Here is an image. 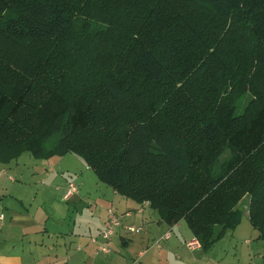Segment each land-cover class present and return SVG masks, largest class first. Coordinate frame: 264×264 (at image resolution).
Wrapping results in <instances>:
<instances>
[{"label": "trees", "instance_id": "1", "mask_svg": "<svg viewBox=\"0 0 264 264\" xmlns=\"http://www.w3.org/2000/svg\"><path fill=\"white\" fill-rule=\"evenodd\" d=\"M188 1L216 21L181 0H0V162L72 153L205 250L244 208L264 240V0ZM79 16L107 40L76 31Z\"/></svg>", "mask_w": 264, "mask_h": 264}, {"label": "crops", "instance_id": "2", "mask_svg": "<svg viewBox=\"0 0 264 264\" xmlns=\"http://www.w3.org/2000/svg\"><path fill=\"white\" fill-rule=\"evenodd\" d=\"M25 153H22L16 160L9 163L0 162V164L8 166L10 172H17L19 168L17 160L24 156L31 165L29 167L31 168L30 171L39 174L41 177V184L49 183L48 185L45 184L47 187L42 186L36 196L39 194L48 195L54 189L58 191L64 189L65 191L67 182L72 179L57 175L55 167L59 165L60 158H63L66 154L52 156L47 159H31V157H34L29 153ZM3 166L0 167V170H3L0 171V174L6 173L7 169ZM86 169L91 168L86 165ZM9 179L15 184L18 178L13 175L9 176ZM79 180L86 184L84 176H81ZM111 189V194L120 208L118 206L114 207L103 197L97 196L93 202L87 203L90 207L86 211L80 191H77L74 194L75 196L73 195L74 197L72 196L75 198L72 210L56 197L48 203L41 201L42 204L34 207H31L30 203L29 206L26 203L24 204L22 195L20 196L21 200L17 197V200L4 201V208L0 212V264H97L98 253H95L97 244L92 238H97L99 230L105 225L107 219L106 209L110 206L114 207L113 209L121 215V225L109 240V246H111L110 242L116 240L119 236L120 240L116 241V244L123 245L127 250L130 249L134 239L126 236L128 232L123 225L142 227L144 220L148 219L145 214L146 211L150 213L149 215L154 216L159 225L158 228H161L158 234L152 233L151 236L154 238L160 237L164 232L172 231L171 237L164 240V246H157L154 245V242L152 243L151 246H155L158 253L156 256L155 253L150 254L153 256L145 258L144 264H231L230 262H221V251L216 253V248H221V238L208 250L203 249L200 242L197 247L189 249L186 242L196 237L188 225L184 227L183 220L174 225H169L161 219L149 202L139 203L117 193L113 188ZM89 194L91 193L89 192ZM88 196L86 195V197ZM43 205H46V207ZM92 206L98 211V215L91 209ZM83 215L87 217L85 218ZM244 216L248 217V211L245 212ZM67 218L70 219V223L65 224ZM141 231L133 233L140 234ZM148 233L149 230H146L145 234ZM98 241H100V238ZM250 242L249 239L246 240L247 244ZM148 248L149 246L145 245L139 252V257H144ZM102 254L109 258L108 264L115 263L113 257L108 256L109 253ZM256 254L258 258H264V254H259L255 248L249 249L248 256L252 261L256 260L254 259Z\"/></svg>", "mask_w": 264, "mask_h": 264}, {"label": "rangeland", "instance_id": "3", "mask_svg": "<svg viewBox=\"0 0 264 264\" xmlns=\"http://www.w3.org/2000/svg\"><path fill=\"white\" fill-rule=\"evenodd\" d=\"M126 1L127 0H122V2H126ZM146 3L147 0H142L141 2L142 5ZM174 3L180 9L182 7L184 12H186L190 16H193L194 18L206 19L208 21H213V22L216 21V19L212 17L211 13H208L204 8L194 3H190L188 0H181L180 2L181 7L176 2ZM75 29L76 31L81 32L82 34L91 35L96 42L101 44L105 42L106 35L110 32L109 30L110 28L107 23L95 18H89L88 16H79L78 18H76ZM236 47L237 46H234L230 52V55L232 56L233 59H235L234 50ZM236 60H238L242 68L244 66L247 67L246 72L254 71L255 73L256 71L255 66L252 65L250 61V56L241 57V52L237 50ZM245 80L248 79L245 78ZM209 83L210 84L214 83V81L210 79ZM252 97L254 96L252 95L250 90L248 88L244 89L243 93L238 97V100H240V106H239L240 110H243V107L248 103V101ZM240 110H238V112H240ZM217 151H221V153L218 155V164L222 163L231 155L230 148H228L224 143H221L219 145ZM31 159H35V158L31 157ZM60 159L61 160L59 165L58 166L56 165L57 167H55L57 170V175H59L60 177L61 176L67 178L69 177L79 187H81L79 188L78 192L80 191L82 195V202L85 207L84 209L86 211H88L90 207L87 205V203L93 202L94 198L97 196L103 197L109 203L113 204L114 207L118 206L117 201L115 200V198H113L111 194L112 189L109 186H107L105 183L101 182L91 169H86V164L81 157L69 153ZM17 161L19 163V168L17 172L14 171L10 172L8 166L6 165L3 166L0 164V167L3 166L7 169L6 173L0 174V212H2L4 208L3 207L4 201L5 202L10 201L9 199L17 200V197L21 200L20 197L21 195L24 198L23 200L24 204L26 203V205L29 206L30 203L31 207L42 204L41 201H46L48 203L49 201L53 200L56 197L59 201H62L64 205H67L71 210L74 208L73 202L75 198L73 197L75 195L70 200H66L63 197L64 189L63 191H58L54 189L53 191L51 190L48 195L39 194L38 196H36V193L40 191L41 187L42 186L47 187L46 185H48L49 183H44V185L41 184L42 182L40 181L41 177L39 176V174L30 171L31 168L29 167L31 165L26 160V158H24V156ZM13 175L18 178L15 184L9 179V176H13ZM81 176H84V181L86 184L82 183L81 180H79ZM81 183L83 184V186L81 185ZM89 192L91 194H89ZM86 195L89 196L86 197ZM249 201H250L249 195L245 194L243 198H241L240 205L245 206L249 203ZM75 205L77 206L76 203ZM43 206L46 207V205ZM91 209H93L94 213L98 215V211L94 208V206H92ZM245 212H247L246 208H244V210L242 211V216L237 226L228 230L221 237V248H216L217 249L216 253L221 251L222 263L230 262L231 264H264V258H258L257 254L255 255L256 258H254L256 259L255 261L254 260L252 261L248 256V251L250 248H255L256 252L258 251L259 254L260 253L264 254V240L259 236L258 230L253 227L248 217L244 216ZM145 214L147 215L148 219L144 220L142 226L143 230L141 231V233L135 234L131 232L126 235L128 238L130 237L131 239H134V241L131 243L130 249L127 250L126 247H124L123 245L116 244V241L120 240L119 236L117 237L116 240H112L110 242L111 246L109 247L112 251L108 254V256L113 257V259L115 260L114 261L115 263L113 264H144L143 262L145 261V258L153 256L150 254L155 253V256L157 255L158 249L155 248V246H151V245L161 236L160 237L157 236L154 238L153 236H151V234L152 233L158 234L159 229L161 228H158L159 225L157 224V221L155 220L153 215H149L150 213H148V211H146ZM83 216L85 218L87 217L86 215ZM66 223H70L69 218L66 219L65 224ZM182 223L184 227H187L185 220H183ZM146 230H149L148 234H145ZM247 239L251 241L249 244L246 243ZM164 242H165L164 240H161L160 242L161 246H164ZM145 245L149 246V248L146 254L144 255V257H139V252L142 250V248ZM108 262H109V258L107 256H103L102 253H98L97 264H108Z\"/></svg>", "mask_w": 264, "mask_h": 264}, {"label": "built area", "instance_id": "4", "mask_svg": "<svg viewBox=\"0 0 264 264\" xmlns=\"http://www.w3.org/2000/svg\"><path fill=\"white\" fill-rule=\"evenodd\" d=\"M0 171L3 170L1 169ZM78 188L79 186L73 180L68 181L63 197L68 200L78 191ZM120 218L121 215L118 214L112 207L107 208V219L105 225L99 230L97 238H92V240L97 244L95 253L111 252L108 242L115 234L116 229L121 225ZM123 227L128 233L139 232L142 230V227L135 225H123ZM171 233V230L164 232L162 236L154 242V245L160 246L161 240L169 239L171 237ZM99 238L100 241H98ZM198 245L199 241L197 240V238L186 242V246L189 249H193Z\"/></svg>", "mask_w": 264, "mask_h": 264}]
</instances>
